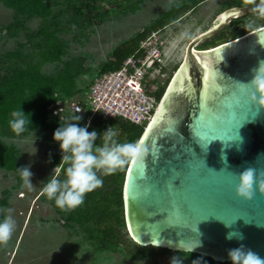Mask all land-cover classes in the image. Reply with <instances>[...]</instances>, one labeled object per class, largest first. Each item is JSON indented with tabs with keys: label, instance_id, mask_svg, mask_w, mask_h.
<instances>
[{
	"label": "water",
	"instance_id": "95a60500",
	"mask_svg": "<svg viewBox=\"0 0 264 264\" xmlns=\"http://www.w3.org/2000/svg\"><path fill=\"white\" fill-rule=\"evenodd\" d=\"M249 13L244 5L228 7L193 37L138 140L148 154L142 165L128 163L123 199L127 230L139 244L219 261H231L228 250L243 245L264 258V192L254 183L251 200L236 193L239 172H264V106L250 99L260 93L249 83L264 46L245 32L194 51ZM258 38L264 39V25Z\"/></svg>",
	"mask_w": 264,
	"mask_h": 264
},
{
	"label": "rangeland",
	"instance_id": "374dc122",
	"mask_svg": "<svg viewBox=\"0 0 264 264\" xmlns=\"http://www.w3.org/2000/svg\"><path fill=\"white\" fill-rule=\"evenodd\" d=\"M45 1L50 7L46 18L37 14L20 16L0 0V75L32 62L40 63L41 71L49 76L70 67L63 76L67 88L57 87L53 93L54 100L58 98L56 101L63 104L66 97L84 101L83 91L95 76L101 74L100 69L111 59L113 49L139 32L144 36L138 44L149 34L157 32L156 42L163 64L148 72L146 84L151 86L153 83V90L164 85L166 91L185 58L189 42L217 22L229 0H201L194 9L188 7L194 0H173L181 8L177 17L164 18L163 26L156 28L151 25L168 11L165 10L168 0H86L93 9L83 6L79 0ZM75 3L81 6L80 12L75 9ZM249 18L252 15L245 20ZM48 22L52 25H47ZM257 24L264 25V20H258ZM230 30L227 25L223 34ZM185 31L190 38L182 40L180 34ZM48 36L54 39L56 36L54 48L57 52L54 57L43 59L40 50L49 46L46 44ZM198 45L196 49H199ZM48 108L45 114L30 119L29 131L21 136L0 122V141L16 149L20 167L30 165L31 181L35 185L32 191H28L16 170L0 167V221L9 210L16 221L11 240L6 246L0 245V264H170L173 256L182 257L183 264H193L196 260L200 264H214L203 254L197 253L190 258L173 248L165 253L134 257L133 244L104 242L101 235L95 232L91 235L92 231L84 229L77 218H69L83 204L75 210L63 212L54 200L42 194L43 184L40 183H46L52 173L58 172L60 178H64L59 142L54 141L53 133L60 123L74 115L68 113L56 117L53 109L50 112ZM76 115L82 117L76 122L79 126L87 124L88 113ZM95 117L96 114L91 121ZM113 129L117 132L118 142L124 140L118 129ZM49 153L51 162H48ZM124 168L126 172L127 165Z\"/></svg>",
	"mask_w": 264,
	"mask_h": 264
},
{
	"label": "trees",
	"instance_id": "16d2710c",
	"mask_svg": "<svg viewBox=\"0 0 264 264\" xmlns=\"http://www.w3.org/2000/svg\"><path fill=\"white\" fill-rule=\"evenodd\" d=\"M6 6L15 9L20 16L28 14H37L44 18L50 13V7L45 0H1ZM83 6L93 9L92 4L86 0H79ZM198 1L194 0L188 6L189 8H195ZM242 0H229L227 2V8L231 6H242ZM77 11H81V6L74 4ZM181 8L172 7L170 10L164 13V15L157 19L151 25V28L163 26L165 23L164 18L170 17L175 19L177 13ZM244 18L237 17L230 21L229 27L231 30L227 34H223L221 31L211 38H208L198 45L199 49L210 48L216 46L224 41L230 40L237 36H240L247 32L243 28H237L242 23ZM47 25H52L48 22ZM47 27V26H46ZM144 36L143 32L137 33L133 38L125 40L117 45L111 54V59L104 62L100 72H105L114 68H117L122 61L133 54L138 46L139 40ZM57 38H51L48 36L46 40V46L44 50H40V55L43 59L54 57L57 49ZM70 71V67H67L64 71L57 75H46L40 69V63L32 62L25 67L11 70L6 74L0 75V122L2 124L9 125V121L13 119L12 113L21 109L29 118H34L37 115L45 114L48 105H51L49 109H52L61 105L59 101L54 100V90L57 87L65 90L67 82L63 78L64 74ZM153 84V83H152ZM152 84H147V92L153 93L157 100H160L164 94L165 86H158L156 90H153ZM88 87V86H87ZM67 98V97H66ZM60 99V98H59ZM68 113H74L70 110L62 111L59 114H53L56 117L67 115ZM77 114V113H74ZM108 125H112L118 129L119 134L124 137V140L120 142H137L144 131V125L130 122L122 117H109L103 118L99 113L89 123L88 131L96 130L102 133L107 129ZM30 126V125H29ZM100 144L99 138L96 141ZM18 153L16 149L7 145L3 141H0V167L8 170H16L19 168L17 160ZM128 165V164H127ZM64 168V165H61ZM18 172V171H17ZM103 180L102 187L89 192L85 195V201L83 207L76 210L69 218H77L78 222L82 223L84 229L92 231L98 235L104 242L118 244L122 242H128L133 244L134 250L132 256H149L158 252L165 253L171 248L165 246H156L153 244H139L136 242L126 227L124 216V199H123V184L125 180V168L118 170L112 175L101 176ZM89 234V235H90ZM127 234L129 237H127ZM182 253L186 257L194 258L197 252L186 251L182 249L176 250ZM199 254V253H198ZM207 256V255H205ZM210 262L214 264H232V261H219L214 260L212 257L207 256Z\"/></svg>",
	"mask_w": 264,
	"mask_h": 264
},
{
	"label": "clouds",
	"instance_id": "9594fccd",
	"mask_svg": "<svg viewBox=\"0 0 264 264\" xmlns=\"http://www.w3.org/2000/svg\"><path fill=\"white\" fill-rule=\"evenodd\" d=\"M242 3L252 13V18L245 21L243 28L249 34H255L257 43L264 46V39L258 38L259 26L257 24L258 20H264V0H242ZM173 6L179 8L180 4L168 0L165 10H170ZM186 38H190L189 33L182 32L180 39ZM252 72L254 76L249 83L260 93V96L257 99L255 93H252L250 99L264 106V61H260L259 67L253 68ZM80 111V108L76 109V113ZM12 117L9 126L14 134L21 136L29 131L31 120L21 109L14 111ZM81 119L80 115L74 114L60 123L53 133L54 141L59 142L60 164L64 165V178L61 179L58 172L52 173L46 183L45 181L40 183L43 184L42 194L46 195L49 200H54L55 205L63 212L75 210L84 203L87 193L102 187V175H112L123 169L129 162L142 165L148 154L143 141L120 143L117 140V132L112 126L98 134L96 130L88 131L89 124L79 126L76 122ZM144 126L146 128V125ZM98 138L101 141L100 144L96 143ZM48 162H51V153H49ZM17 171L23 181V187L32 191L35 185L31 181L33 173L30 171V165L21 166L17 168ZM260 177H264V172L257 175L256 169L252 167L239 172L237 195L251 200L254 196V183H257L260 192H264V178ZM15 228L16 221L9 210V214L0 221V245L8 244ZM233 237L232 232L226 236L229 240ZM236 238L243 239V236L239 233V237ZM228 258L232 264H264V258L250 249H245L243 245L229 249ZM197 261L199 260L193 261V264H197ZM170 264H183V258L173 256Z\"/></svg>",
	"mask_w": 264,
	"mask_h": 264
},
{
	"label": "built area",
	"instance_id": "2783aa9c",
	"mask_svg": "<svg viewBox=\"0 0 264 264\" xmlns=\"http://www.w3.org/2000/svg\"><path fill=\"white\" fill-rule=\"evenodd\" d=\"M156 33L143 38L134 53L127 56L117 68L95 76L83 91L84 101L65 98L63 104L53 108V113L59 114L66 110L76 113V109L80 108L77 114L88 113L87 124L99 113L103 118L118 116L147 125L159 100L147 92L146 77L150 70L163 64ZM109 126L112 125L107 128Z\"/></svg>",
	"mask_w": 264,
	"mask_h": 264
},
{
	"label": "flooded vegetation",
	"instance_id": "af4514ba",
	"mask_svg": "<svg viewBox=\"0 0 264 264\" xmlns=\"http://www.w3.org/2000/svg\"><path fill=\"white\" fill-rule=\"evenodd\" d=\"M251 15H252V13H249V14L244 15V16H240L241 18H244V19H243L242 23H240V25H239L237 28L239 29V28L243 27V25H244V23H245V21H246V20H245L246 17L251 16ZM229 24H230V22H229L227 25L229 26ZM227 25H226V26H227ZM226 26H225V27H226ZM221 31H222V30H221ZM218 33H219V32H218Z\"/></svg>",
	"mask_w": 264,
	"mask_h": 264
},
{
	"label": "bare ground",
	"instance_id": "6f19581e",
	"mask_svg": "<svg viewBox=\"0 0 264 264\" xmlns=\"http://www.w3.org/2000/svg\"><path fill=\"white\" fill-rule=\"evenodd\" d=\"M225 45V44H224ZM194 51L195 52H197V53H201L200 51H198V49H196L195 47H194ZM184 55V54H183ZM183 62V61H182ZM182 64V63H181ZM181 66V65H180ZM180 68V67H179ZM178 71V70H177ZM177 71H175V73H174V75H173V78H174V76L176 75V73H177ZM173 78H172V80H173ZM172 80H171V82H172ZM170 82V83H171ZM148 125V124H147ZM147 125H146V127H147ZM146 129V128H145Z\"/></svg>",
	"mask_w": 264,
	"mask_h": 264
}]
</instances>
